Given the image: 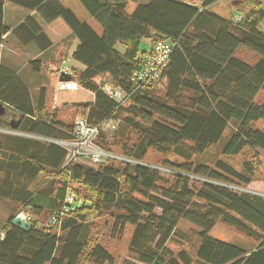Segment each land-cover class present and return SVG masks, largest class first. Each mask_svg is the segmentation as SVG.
<instances>
[{
    "label": "trees",
    "instance_id": "16d2710c",
    "mask_svg": "<svg viewBox=\"0 0 264 264\" xmlns=\"http://www.w3.org/2000/svg\"><path fill=\"white\" fill-rule=\"evenodd\" d=\"M77 1L99 32L59 0H0V48L11 41L15 53L38 54L31 65L39 74L44 68L41 58L54 48L40 23L63 21L69 44H75L70 58L83 67L72 69L71 80L94 97L79 118L88 125L119 122L109 144L102 137L105 133L95 144L127 162L109 159L105 165L75 164L59 171L64 152L48 175L58 181L50 203H41L40 190L28 195L23 206L31 207L28 214L44 225L32 220L30 230L23 232L12 225L14 216L2 223L0 264H114L103 235L110 231L119 237L127 227L133 229L128 251L135 263L124 264H264V199L243 191L249 184L246 174L221 159L213 165L200 160L218 147L223 157H236L245 149L264 153V132L253 127L264 121L260 3L238 0L231 11L243 18L233 23L209 10L221 0H201L199 5L179 0ZM5 3L35 13L38 24L29 18L10 30L3 25ZM129 4L136 5L131 13L126 11ZM159 39L176 43L160 75L163 89L132 88L130 75L151 56ZM144 40L150 41L148 52L140 51ZM238 49L254 54L256 62L237 58ZM103 75L108 80L98 83ZM103 83L118 89L128 107L105 95ZM43 96L34 107L33 95L16 76L3 74L0 61V102L14 112L10 119L19 122L18 129L26 119L32 135L58 139L64 129L65 140L70 139L73 127L55 122ZM2 117L0 129L9 128ZM151 151L174 159L155 167L145 161ZM250 166L246 164L248 176L253 172ZM72 184L79 185L74 195L81 206L48 229L50 213L60 210ZM182 220L198 230L193 256L185 251L174 255L167 248ZM218 223L243 234L255 247L248 251L209 237Z\"/></svg>",
    "mask_w": 264,
    "mask_h": 264
},
{
    "label": "rangeland",
    "instance_id": "374dc122",
    "mask_svg": "<svg viewBox=\"0 0 264 264\" xmlns=\"http://www.w3.org/2000/svg\"><path fill=\"white\" fill-rule=\"evenodd\" d=\"M59 1L63 4L64 7L71 10L78 18V20H80L81 22H88L92 24L94 27H96L95 23L88 17V15L86 14V12L78 3L77 0H59ZM188 1L190 3L199 5L198 1L196 0H188ZM141 2H143V0H141ZM135 6L136 5L129 4L127 6L126 11L128 13H131L135 9ZM212 11L216 13L218 12V14L222 15L223 17L229 16L227 5L224 2H220L218 4L213 5ZM261 21H262L261 22L262 27H264V17ZM57 23H62V25H64L65 27L63 21L58 20ZM46 34L50 39L54 41L53 43L54 48L47 53L48 55L45 57V59L39 57L42 59L44 68L42 72L38 74V98H39V91L41 89L47 92L46 111L53 117V119H57L65 126L73 127L75 120L81 117V113L83 110H85L86 106L93 103L94 97L91 93L79 88L78 86L74 90H69L66 88L62 89V87H65V85H63L58 81L59 76H57V71L62 66V64L65 63L68 66H70L71 69L80 71V69L77 68V64L72 65L71 62L70 64L68 62V59L70 58V52L74 48V42L71 45L69 44L68 42L69 33L67 32L66 29H62V30L56 28L54 29L53 26H49L46 29ZM149 45H150V41L148 40L142 41L140 43V51L147 52ZM9 48L13 50V42L10 43ZM118 49L120 51L124 50L123 47L121 46H118ZM18 55L23 56L24 53H20V54L18 53ZM236 57L240 58L241 60H244L249 64L255 63L257 60V57H255L254 54L244 49H238L236 53ZM106 80H108V77L106 75L97 78L98 83L100 81L103 82ZM164 84L165 81L162 80L159 81L158 84L155 85V89L159 91L162 90ZM56 93L57 94L71 93L70 94L71 97L68 99L66 103H64V105H62L64 107L63 109L54 110L53 108L54 106L53 102L55 101L54 95ZM262 98H263V93L259 95L257 103H259L262 100ZM128 105L129 104L127 100L121 103V106L123 107L125 106L128 107ZM123 115L124 113L121 114V116ZM11 116H12L11 113H9L6 108L5 114L2 117L3 123H9L11 120L8 119L11 118ZM253 127L257 130L264 132V121H259L257 123H254ZM0 130H4V129H0ZM118 130H119V126L116 129L109 131L107 135L102 136L104 141L107 143L111 141ZM219 153H220L219 147L210 148L207 151V154L203 158H200V160L205 163L212 162L211 165H213L214 160L221 159L222 161L230 165L232 168H234L236 171L246 174V176L249 178V184L246 187L242 188L243 191L252 195L260 196L264 199V153L250 149H245L240 155L236 157H223L222 155H219ZM164 159L172 160L174 158L171 155L164 157L159 156L151 151L148 154V156L145 158V161L148 164L154 165L156 167L158 166L159 162ZM85 164L96 167L92 163H85ZM246 164L252 166L250 167L253 169V172L252 175L250 176H248V174L246 173L247 172ZM164 175L167 176L166 174ZM71 188L73 193H76L75 191L79 189V185L72 184ZM36 221H37L36 226L44 225L41 223L38 224L37 219ZM132 231L133 229L131 227H127L119 237L113 236L112 233H110V231H108L106 235H103V245L105 246L108 253L114 259V264H124L125 261H129L130 263H135V261L132 259L128 251V244L131 238ZM197 232L198 230L194 226L182 220L178 224L176 234L172 236V238H170V240L168 241L167 248L170 251H172L174 255H177V253L180 251H185L190 256H193L196 248L199 245ZM208 236L223 242H230L233 245L239 246L248 251L252 250L255 247V243L252 240L248 239L243 234L234 231L232 228L223 226L219 223L210 231Z\"/></svg>",
    "mask_w": 264,
    "mask_h": 264
},
{
    "label": "crops",
    "instance_id": "0c3cea01",
    "mask_svg": "<svg viewBox=\"0 0 264 264\" xmlns=\"http://www.w3.org/2000/svg\"><path fill=\"white\" fill-rule=\"evenodd\" d=\"M179 1L189 2L188 0ZM196 1L200 3L201 0ZM237 1L238 0H221L215 3L218 4L220 2H224L227 5L229 16L223 17L222 15L218 14V12H213V5L209 8V10L223 19L232 20L233 23H238L241 18H243V15L237 13L240 15V20L236 21L234 17L235 14L231 11V8L236 4ZM256 1L260 3V8L264 9V0ZM29 18H33L38 24V15L36 16L35 13L19 9L9 3L4 4L3 25L10 30L15 29ZM57 22L58 20L49 25L44 23H40V25L45 34L46 29L49 26H53L54 29H66L69 33L66 25L65 28L62 23ZM261 22L262 21L260 20L257 28L259 31L264 33V27H262ZM92 28L99 32L96 27L93 26ZM48 39L52 42V44L54 43V41L49 37ZM10 43L11 41H8V43H5L0 48V61L3 68V74H5L7 77L16 76L19 80H21L27 87L29 93L33 95L34 107H38V73L32 71V68L35 66L31 65V63L38 58V54L31 55L30 57L27 54H24L23 56L18 55V53L13 52V50L9 48ZM150 48L151 45H149L148 50ZM72 52L73 50L70 52V57ZM68 62L69 64L71 62L72 65L77 64L73 62L71 58L68 59ZM77 68L83 70V67L79 64H77ZM70 94L71 93H56L54 95L55 101L53 102L54 110L63 109L64 107L62 105H64V103H66L71 97ZM40 95H44V106H46L47 92L41 89L39 91V96ZM7 111L11 113V115L14 114L11 109H7ZM8 120L11 119L9 118ZM55 122L64 125L57 119H55ZM22 125L15 131H13L10 127L0 130V221L2 223H5L12 216L16 215V213L20 212L28 214V211L30 212L32 208L30 207V209L29 207H23L29 201L28 195L35 196L40 190H43L42 192L44 193H40L38 196L39 200H41L42 204L48 205L50 203V197L55 196L56 188L58 186V181L52 179L48 175L49 173L54 172L56 165H58L63 159L64 151L57 144V142L66 139L67 135L64 132L65 130H60V137L58 139H50L39 135L30 134V121L25 119ZM45 188L48 189L45 190ZM30 216L31 221H36L35 217H32V215Z\"/></svg>",
    "mask_w": 264,
    "mask_h": 264
},
{
    "label": "built area",
    "instance_id": "2783aa9c",
    "mask_svg": "<svg viewBox=\"0 0 264 264\" xmlns=\"http://www.w3.org/2000/svg\"><path fill=\"white\" fill-rule=\"evenodd\" d=\"M239 16H235V20H239ZM175 42H167L164 39H159L154 45V51L151 56H148L141 65V68L133 72L129 77V83L132 88L147 87L156 85L159 82L160 75L166 65L169 55L172 52ZM61 74L72 76V69L67 64L63 63L57 71V76ZM65 87L62 89L74 90L77 85L72 82L62 83ZM101 91L113 101L122 103L124 100L123 94L107 83L101 85ZM117 121L107 120L97 125H88L83 119L75 120L70 139L57 142L66 154L64 163L59 171L75 164L92 163L94 165H105L109 159H116L127 162L122 157H117L99 148L95 143L98 141L101 133L107 134L109 131L116 129ZM12 132V131H11ZM161 169V168H158ZM163 170V169H161ZM71 187V186H70ZM68 186L66 196L60 210H54L50 213L49 219L45 225L48 229L58 226L62 218L81 206V201L74 195ZM16 217H21L31 224V216L25 213H17ZM5 231L0 222V241H3Z\"/></svg>",
    "mask_w": 264,
    "mask_h": 264
},
{
    "label": "water",
    "instance_id": "95a60500",
    "mask_svg": "<svg viewBox=\"0 0 264 264\" xmlns=\"http://www.w3.org/2000/svg\"><path fill=\"white\" fill-rule=\"evenodd\" d=\"M58 81L60 83H65V82H70L71 81V77L61 74L58 77ZM6 111V107L3 105V103L0 102V118L5 114ZM18 125L19 122H14L13 120H11L9 122V127L15 131L18 129ZM12 225L14 227H16L17 229L23 231V232H28L31 228V224L27 221H25L24 219H22L21 217H14V219L12 220Z\"/></svg>",
    "mask_w": 264,
    "mask_h": 264
}]
</instances>
